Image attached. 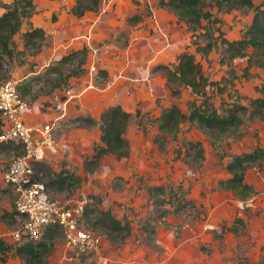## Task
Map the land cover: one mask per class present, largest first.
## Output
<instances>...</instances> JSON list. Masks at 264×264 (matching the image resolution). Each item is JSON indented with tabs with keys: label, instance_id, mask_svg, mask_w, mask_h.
Wrapping results in <instances>:
<instances>
[{
	"label": "rangeland",
	"instance_id": "rangeland-1",
	"mask_svg": "<svg viewBox=\"0 0 264 264\" xmlns=\"http://www.w3.org/2000/svg\"><path fill=\"white\" fill-rule=\"evenodd\" d=\"M11 1L0 0V14L2 5ZM205 1V11L212 14L211 22L204 21L201 28L192 31L160 8L158 0H100L96 12H87L81 18L70 13L75 0H34L35 13L14 36L15 55L5 64L7 76L0 82L12 81L21 88L17 91L25 95V116L30 126L56 121L57 137L71 143L67 157L50 156L41 163L79 181H72L70 188L61 192L56 187L48 190L50 197L62 206L83 204L92 222L97 218V209L110 211L131 229L126 241L118 244L110 241L102 228L89 223V230L101 238V248L97 254L82 257L57 234L52 242H46L51 247L47 264H161L167 256L175 258L171 264H178L182 222L212 235L211 241L181 252L185 263L264 264V157L243 174L244 183L253 189L248 199L240 200L218 185L232 177L226 165L234 156L257 148L264 151V120L250 114L251 102L261 98L264 70L246 68L251 50L245 57L229 59L222 43L240 40L254 11L245 7L226 11L216 6L219 0ZM251 1L255 7L264 2ZM34 28H40L44 38L35 41L37 48L29 44L26 50L23 34ZM208 40L214 45L206 57L195 54L197 46L204 47ZM84 47L88 56L82 75L65 79L67 66L61 75L46 74L62 57ZM183 53L195 54L211 83L206 89L209 103L220 115L229 110L238 112L240 123L232 133L221 136L185 122L164 150H159L154 143L157 125L148 119L157 118L163 108L171 105L187 114L190 102L198 105L202 101L188 88L174 99L165 77L153 73L157 66L176 65ZM37 76L41 79L34 80ZM57 102L67 103L62 119L61 113L54 111ZM115 105L127 112L140 110L144 114L128 127L125 137L129 155L122 159L106 155L89 172L84 164L92 160L100 133L98 125L88 127L85 119L98 122L100 115ZM199 149L203 151L201 159L196 153ZM22 155L19 145L0 144V238L12 248L22 245L12 243L8 237L22 222L14 211V194L3 184L2 177L12 160ZM41 179L48 181L47 177ZM151 187L165 189V195L158 199H164V203H157ZM207 198L214 206L212 214L224 218L219 231L205 230L211 224L202 205ZM251 200L252 208L240 207L241 202ZM168 215L179 218L181 223L167 222ZM237 218L244 224H236L234 234L228 229ZM175 225L180 227L177 235L173 233ZM5 264L22 261L12 250Z\"/></svg>",
	"mask_w": 264,
	"mask_h": 264
},
{
	"label": "trees",
	"instance_id": "trees-1",
	"mask_svg": "<svg viewBox=\"0 0 264 264\" xmlns=\"http://www.w3.org/2000/svg\"><path fill=\"white\" fill-rule=\"evenodd\" d=\"M99 3L100 0H75L70 13L76 18H81L87 12H96ZM158 5L160 8L172 13L178 21L184 23L192 31L201 28L202 22H211L212 19V14L205 11L207 7L205 0H158ZM216 6L226 11L239 7L253 9L254 14L251 24L242 38L237 41L222 40V43L225 45V51L229 59L245 57L247 51L251 50L246 68L256 66L264 70V2L255 7L251 0H219L216 2ZM2 9L3 12L0 15V79L7 76L4 66L15 55L13 49L14 36L20 31L23 23L30 20L35 13L34 0H12L9 4H3ZM209 36L210 38L212 37L211 34ZM43 38V31L40 28L24 32L25 49L27 50V47L31 45L37 48L39 44L35 41H41ZM213 45L208 40L204 47L197 46L195 54L206 57ZM195 54L183 53L178 57L176 65H160L153 70V73H159L165 77L169 91L174 99L179 98L183 88L190 89L191 94L195 98L202 99L198 105L195 101L190 102L187 114L182 113L177 105H171L170 107L163 108L157 118L148 119V121L157 125L158 134L154 139V143L158 146L159 150H164L169 139L173 140L176 137L181 124L185 122L194 123L202 131L221 136L232 133L233 129L240 123V119L237 116L238 112L229 110L226 115H220L217 109L209 103L206 89L211 86V83L205 77L200 63L196 61ZM87 56L88 49L86 47L79 51L71 52L62 57L55 66L48 68L46 74L56 73L61 75L63 69L67 66L65 79L80 76L84 73L83 66L86 63ZM33 79L41 78L37 76ZM20 89V87H17V90ZM259 92L261 98L251 102L250 114L264 120V86L260 88ZM19 95L25 100L24 93L20 92ZM143 116L144 114L140 110L131 113L123 110L121 106L115 105L107 108L100 115L98 122L86 118V126L92 127L98 125L100 136L99 144L94 148L92 160L84 164L85 169L93 172L99 165L100 160L106 155H114L117 159L128 157L129 142L125 137L128 127L132 120ZM1 126L2 123L0 121V129ZM190 145L192 148H196L195 144L190 143ZM202 152L201 149L196 151L200 159L203 158ZM262 157H264V151L260 148L255 149L249 154L234 156L231 162L226 165V171L232 177L226 181H220L218 183L219 188L233 192L240 200L248 199L253 193V189L244 183L243 174L251 164ZM34 164L32 179L43 183L47 191L53 190L56 187L61 192L64 188L69 189L72 181L75 183L79 181L71 175L66 176L64 172L55 173L41 162L36 163L35 166ZM43 177H47L48 181L44 182L41 179ZM149 190L152 192L153 197H156L157 203L162 204L165 202L164 199L158 200L159 196L165 195L163 187H151ZM96 213L97 218L92 222L88 220L89 212L85 211L84 208L83 224L85 228L89 230L90 223L92 227L102 228L110 241L118 244L124 243L130 235V225L115 218L110 211L97 209ZM165 215L162 217L165 218ZM236 224L243 225L244 222L240 218L235 219L228 231L237 234ZM57 234L62 235L58 227L49 228L44 233L41 241L24 242L17 248H12L0 238V264H5L6 257L12 250L21 259L22 264H47L51 247L47 246L46 242H52L54 236Z\"/></svg>",
	"mask_w": 264,
	"mask_h": 264
},
{
	"label": "built area",
	"instance_id": "built-area-1",
	"mask_svg": "<svg viewBox=\"0 0 264 264\" xmlns=\"http://www.w3.org/2000/svg\"><path fill=\"white\" fill-rule=\"evenodd\" d=\"M66 102H57L54 111H66ZM28 104L19 95L12 81L0 82V144L11 143L22 148L23 155L14 158L3 174V184L14 194L13 207L16 216L21 219L17 231L9 234L14 244L40 240L52 227H58L66 246L77 256L97 254L101 248V238L83 224L84 206H62L52 199L41 182L34 181L33 164L44 162L50 156L67 157L71 152V143L56 135V121H47L36 127L26 120ZM254 202L245 201L240 207L252 208ZM185 216V213L184 215ZM173 233L177 235L180 227L175 225ZM205 230L216 231V227L207 224Z\"/></svg>",
	"mask_w": 264,
	"mask_h": 264
},
{
	"label": "crops",
	"instance_id": "crops-1",
	"mask_svg": "<svg viewBox=\"0 0 264 264\" xmlns=\"http://www.w3.org/2000/svg\"><path fill=\"white\" fill-rule=\"evenodd\" d=\"M56 120L58 121L59 119H56ZM202 205H203V209H205V211L208 214V220L207 221L216 227V231H219L221 229V226L219 224L221 223V220L224 219L223 216H221L222 217L221 218L220 216H217L216 214H214V215L212 214L211 211H213L214 206L212 205V202L210 199L207 198V199L203 200ZM232 209H230V211ZM167 218H168L167 222L174 223L176 221V222L181 223V220L179 218L178 219L174 218L172 215H168ZM182 225H183L182 230H181L182 237H181V240L179 241V245H178L180 250L182 249V251H183L185 248L192 247L193 245L198 246L200 242H204V241L206 242V241L212 240L211 239L212 235L209 232H205V231L202 232V230L197 229L196 227H193L192 225L185 223V222H182ZM182 251H180L181 257L178 260V262H179L178 264H187V263H185L186 260H184V257L181 253ZM163 258H166V260L164 261L162 259L161 262H164V263H161V264H171L173 261H175V258L173 259L169 256L163 257Z\"/></svg>",
	"mask_w": 264,
	"mask_h": 264
}]
</instances>
